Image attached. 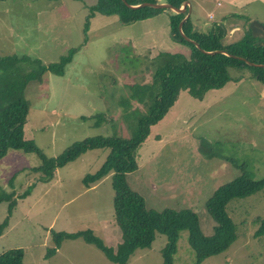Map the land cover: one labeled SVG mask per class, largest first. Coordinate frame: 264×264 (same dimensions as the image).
I'll list each match as a JSON object with an SVG mask.
<instances>
[{"label": "rangeland", "instance_id": "rangeland-1", "mask_svg": "<svg viewBox=\"0 0 264 264\" xmlns=\"http://www.w3.org/2000/svg\"><path fill=\"white\" fill-rule=\"evenodd\" d=\"M95 2L0 0V55H26L46 65L75 49L61 74L44 72L38 80L28 81L23 90L28 101L23 137L32 140L46 158L56 157L86 137H130L144 111L130 97V87L150 82L158 54L188 58L192 51L173 38L167 9L143 6L148 7L144 18L123 24L114 14H90L89 7ZM227 4L229 0H190L191 29L219 24L220 15L233 13L231 22L243 30L246 20L264 23V5L257 1L243 8ZM225 39L236 41L239 33ZM251 71L246 67L236 84L228 81L200 98L180 91L165 115L150 127L137 149V168L123 176L146 209H194L201 233L209 235L214 221L203 202L212 189L241 173L264 178V83L253 78ZM235 74L229 70L230 76ZM98 113L103 119L95 125ZM107 153V148L87 149L56 167L49 180L37 181L35 168L41 159L34 152L7 149L0 157V193L15 197L29 183L33 187L25 197L14 199L0 232V252L21 248L23 264H117L82 237L64 239L54 254L44 256L51 246V234L57 231L89 229L111 249L122 242L113 205V172L87 187L81 181L99 167ZM202 155L216 156L204 161ZM222 158L228 164L217 163ZM8 205V201L0 202V222ZM263 212L264 188L231 199L227 213L235 226L232 243L195 263L187 230L182 229L172 264H264V238L252 237ZM164 243L165 236L156 233L149 247L136 248L124 264H161Z\"/></svg>", "mask_w": 264, "mask_h": 264}, {"label": "trees", "instance_id": "trees-1", "mask_svg": "<svg viewBox=\"0 0 264 264\" xmlns=\"http://www.w3.org/2000/svg\"><path fill=\"white\" fill-rule=\"evenodd\" d=\"M141 1L146 0H96L89 10L90 14L94 12L103 15L114 14L121 23L127 24L144 18L148 7L127 6ZM182 1L184 0H164L174 7H180ZM150 9L158 10V8ZM169 14L173 38L188 44L192 51L188 58L177 53L158 54L157 65L150 82L134 84L130 87V97L144 107L130 137L115 135L86 137L74 142L56 157H44L32 140L23 137L22 128L28 111V101L24 97L23 90L28 81L38 80L44 72L61 74L75 49H69L57 62L46 65L26 55H0V157L7 149L34 152L41 159L40 165L35 168L39 172L36 180L47 181L56 167L75 159L85 150L108 149L99 167L92 173L85 174L81 181L87 187L108 171L113 172V205L123 232L122 242L115 249H111L89 229L76 232L57 231L51 234V246L46 249L44 256L54 254L62 240L82 237L85 242L95 245L109 261L124 264L136 248L149 247L155 234L159 233L165 236V243L160 249L161 264H172L178 232L186 229L188 243L195 252V263H199L208 256L222 252L235 238L233 224L224 210L227 201L233 197L248 195L264 186V178H252L244 173L218 185L204 202V209L214 221V226L211 234L203 235L199 229L197 214L193 210L171 208L161 211L148 210L140 196L125 182L124 174L137 168V149L148 136L150 127L165 115L180 91H186L193 97L200 98L207 90L219 88L228 81H238L243 75L241 71L246 67L252 69L253 78L264 83V66H260L264 65L262 38L253 37L248 29H244L238 40L223 44L221 39L224 29L221 24L213 23L208 30H192L187 18L181 26L185 36L194 40L199 48L205 51L221 49L226 52V54L203 53L192 43L181 38L177 31V24L185 12ZM230 69L236 74L230 76ZM94 116L96 118L94 123L97 125L103 119V115L98 113ZM80 118L85 119L86 116ZM31 187L33 183H29L15 197L11 193H0V202H9L7 215L0 222V232L7 224L14 199L25 197ZM259 221L253 234L264 236V213ZM22 258L21 248H8L0 252V264H23Z\"/></svg>", "mask_w": 264, "mask_h": 264}, {"label": "crops", "instance_id": "crops-1", "mask_svg": "<svg viewBox=\"0 0 264 264\" xmlns=\"http://www.w3.org/2000/svg\"><path fill=\"white\" fill-rule=\"evenodd\" d=\"M187 1H189V4H190V0H187ZM196 1H198V0H196ZM258 2V3H260V4H262V5H264V0H229V4H227L229 7H233V8H243V7H245V6H247V5H250L251 3H253V2ZM191 6V5H190ZM236 6V7H235ZM190 13H191V10H190ZM233 14H235V13H233ZM233 14H229V15H227V16H222V15H220V17H219V24H221L222 26H223V29H224V33H223V39H222V43L223 44H226V43H230V42H233V41H235V40H230V39H225L224 40V38H226L227 36L229 37V36H232V35H234V34H237L238 35V33H239V38L242 36V34H243V27H239V26H237V23L235 24H233L232 22H231V19H233ZM190 16V15H189ZM240 16H242V15H238V17H237V19L238 20H240L241 21V24H243V20L244 19H242ZM209 17H210V15H209ZM262 22H264V19H262L261 20ZM246 22V21H245ZM232 27V28H231ZM230 28H231V30H230ZM209 29V26L208 27H205V28H203V29H200V30H208ZM228 30H229V33H230V35H227V32H228ZM240 31H242L241 33H240ZM239 81V80H238ZM238 81H236V82H233L232 81V83L233 84H236ZM211 90V89H210ZM263 93H264V89H263ZM196 148L199 150L200 148H201V140H198V145L196 144ZM216 155H202L201 157H204L203 159H204V161H211V160H213V158L215 157ZM219 161L220 162H217V163H221V164H228V162H223V158L222 159H219ZM220 172H222V169H220V171H219V173ZM218 174V173H217ZM177 177H180V175H177ZM236 177V176H235ZM217 187V186H216ZM216 187H214L213 189H212V191L216 188ZM262 188H264V186H262V187H260L259 189H257V190H255V191H253V192H251L250 194H252V193H254V192H256V191H259L260 189H262ZM212 191H211V193H212ZM211 193H210V195H211ZM250 194H248V195H250ZM209 195V196H210ZM246 196V195H245ZM242 197H244V196H242ZM234 198H239V197H233V198H231V199H234ZM231 199H229L228 201H227V203L231 200ZM204 203V202H203ZM227 203L224 205V210H225V212L227 213ZM190 209V208H189ZM191 210H193L194 212H195V210L194 209H191ZM230 210L228 209V212H229ZM231 212V211H230ZM196 213V212H195ZM264 213V212H263ZM262 213V214H263ZM227 215H228V213H227ZM229 216V215H228ZM262 216V215H261ZM230 218V217H229ZM260 220V219H259ZM231 222H232V220H231ZM260 222V221H259ZM259 222H258V225H259ZM232 224H233V228H234V231H235V226H234V223L232 222ZM258 227V226H257ZM256 227V228H257ZM211 228H213V225H211ZM255 228V229H256ZM255 229H253V230H255ZM243 230L244 231H246V232H250V230L251 229H248V228H246L245 227V229L243 228ZM253 232L254 231H252V237H256V236H263V235H254L253 234ZM211 234V233H210ZM263 238H264V236H263ZM232 243V242H231ZM176 245V244H175ZM219 254V253H218ZM216 255V254H215ZM205 259V258H204Z\"/></svg>", "mask_w": 264, "mask_h": 264}, {"label": "water", "instance_id": "water-1", "mask_svg": "<svg viewBox=\"0 0 264 264\" xmlns=\"http://www.w3.org/2000/svg\"><path fill=\"white\" fill-rule=\"evenodd\" d=\"M122 1H124V0H122ZM127 6L129 8H138V7H143V6H150L152 8H165V9H167L168 13H171V12H173V13H184L185 12L184 16L179 20V22L177 24V31L180 34L181 38L192 43L196 48H198L203 53L212 54L214 52H219V53L226 54V52L224 50H221V49L212 50V51H205L203 49H200L194 40L188 38L187 36H185L183 34V32L181 31V26H182V23L189 17L190 10H191L189 1H187V0L182 1L180 7H174L167 2H162L161 0H158L157 2H154V3L141 2V3L136 4V5H127ZM244 29H248L250 31L251 36L257 37V38H262L264 40V23H259L255 19H249L248 21L245 22ZM223 33H224V31H223ZM249 64H253V63H249ZM254 65L257 66L259 64H254ZM260 66H264V65H260Z\"/></svg>", "mask_w": 264, "mask_h": 264}]
</instances>
